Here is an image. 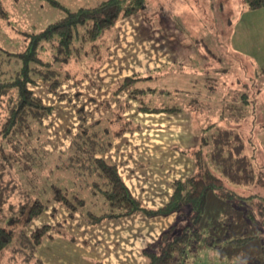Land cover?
Masks as SVG:
<instances>
[{
  "label": "trees",
  "instance_id": "1",
  "mask_svg": "<svg viewBox=\"0 0 264 264\" xmlns=\"http://www.w3.org/2000/svg\"><path fill=\"white\" fill-rule=\"evenodd\" d=\"M47 1L62 12L61 18L38 31H16L17 42L16 37L4 41L6 36L0 33V262L11 248L26 263L42 264L39 259L33 262L37 247L47 236L64 234L62 224L46 223L25 231L45 211L55 217L56 206H60L69 218L78 214L90 225L135 214H175L157 241L142 250L145 264H183L187 249L196 251L202 246L212 247L233 264H264V236L235 204L241 197L225 184L251 185L257 176L236 128L209 126L210 134L201 137L193 152L194 171L184 179L172 180L169 200L158 207H148L135 197L117 164L100 156L123 133L139 129L122 115L88 122L83 107H78L77 127L67 147L53 153L46 149L45 118L52 108L35 94L33 86L42 81L55 92L72 78L60 67L80 61L88 46L94 59L115 22L145 4V0H103L70 9L57 0ZM244 2L251 10L264 6V0ZM0 19L10 25L1 0ZM112 39L118 41V33ZM157 78L152 72L132 73L117 83L114 93L128 92L144 112H181L182 91L145 84ZM147 94L166 98L152 105L151 99H144ZM188 104L193 110L206 107L197 96ZM229 106L233 118L245 115L244 106Z\"/></svg>",
  "mask_w": 264,
  "mask_h": 264
},
{
  "label": "rangeland",
  "instance_id": "2",
  "mask_svg": "<svg viewBox=\"0 0 264 264\" xmlns=\"http://www.w3.org/2000/svg\"><path fill=\"white\" fill-rule=\"evenodd\" d=\"M1 1L6 12L8 9L14 14H18L17 10H21V7L26 13L27 7L36 8L35 13L32 14L33 17L28 12L29 21L24 24L25 26H20L15 22L16 20L13 21L14 19L11 21L8 12L9 26L0 19V33L6 36L4 41L8 38L15 39L16 31H38L48 23L62 17V12L50 5L47 0ZM76 1L70 0L71 4L68 6L76 7ZM81 1L91 5L103 0H80V3ZM187 1L193 3V6L197 3L203 4L201 11L190 12L189 26L181 22L183 16L189 13L181 10L180 4L186 2L185 0H145L143 9L129 17L119 18L115 22L114 27L108 31L105 42L101 45L99 43V53L94 59L91 46H88L80 61L71 60L67 65L60 67L62 71L70 72L72 78L64 81L55 92H50L48 83L42 81H38L33 86L35 94L44 104L52 108L50 115L45 118L49 139L46 149L53 153L67 147L77 127V108L82 106L87 114L88 122L93 120L105 122L111 116L122 115L137 124L139 129L125 133L128 135H125L127 137L123 144L127 149V156L134 160L133 163L145 161L146 174L150 177L163 173L169 178H176L182 177L185 173L190 164L188 159L193 160V152L201 137L210 134L211 124L225 129L236 128L244 140L245 154L253 158L257 176L251 185L234 184L229 181L225 184L241 197L235 201V204L245 211L247 219L257 227L258 234L264 236V91L260 93L254 107H246L245 115L237 114L235 118L230 114L228 101L222 99L209 100L207 103L209 106L202 111L189 109V99L186 97L184 98L186 100H183L181 112L167 114L164 111H141L138 100L130 97L128 92L114 93L117 83L133 72L140 74L152 72L153 75L160 76L170 68H179V64H173L167 51V18L176 24V30L181 34L178 36L180 44L183 45L182 41H185V44L192 42L191 46L195 49L190 55V61L181 69L201 73L208 78L213 74L215 76V70L223 66L237 74H242L244 70L239 64L242 60L233 53L239 50H236L237 44L227 42L232 34L221 25L222 12L219 2L216 0ZM236 3L238 1L234 2ZM61 4L66 6L63 1ZM174 8L177 10H172ZM214 16H217V22L214 21ZM261 21L258 24L259 32L252 37L254 40L251 48L254 56L255 53L260 56L263 53L264 20ZM235 31L238 29L236 28ZM116 33H118V41L112 39ZM238 34L242 35L241 31ZM200 38L204 39L206 45L215 51L219 58L221 57L220 60H215L208 53L204 56L205 49L197 41ZM17 39L19 40L16 37L15 42ZM175 47L177 48L178 45ZM96 49V47L93 48V50ZM256 61L259 62V60ZM258 71H261L259 67ZM261 75L260 72L252 77L237 75L236 77L245 83L239 82V91L245 86L248 94L258 95L259 92L255 87H259L260 83L263 84L264 76ZM234 77L229 76L228 80L238 82ZM161 82L165 85V79H161ZM226 88L225 86L221 92L226 91ZM60 95H64L65 98L60 99ZM231 95L234 96V93L231 92L226 99ZM164 98L166 97L159 94L144 96L146 100L151 99L152 105H157L165 100ZM120 105L123 107L122 110ZM167 149L177 150L178 152L175 153L181 156L170 154L166 151ZM61 209L65 210L62 207ZM47 215H43L42 218H46ZM38 226L37 218H35L25 232L29 233ZM62 231L64 234H55L54 239L48 236L43 238L34 253L33 262L39 259L43 264H98L91 253L86 254L78 249L77 239L82 232L72 233L67 228ZM0 264L28 263L23 261L22 255H15L12 249L8 248ZM183 264H233V261L221 258L212 247L202 246L196 251L187 249Z\"/></svg>",
  "mask_w": 264,
  "mask_h": 264
},
{
  "label": "crops",
  "instance_id": "3",
  "mask_svg": "<svg viewBox=\"0 0 264 264\" xmlns=\"http://www.w3.org/2000/svg\"><path fill=\"white\" fill-rule=\"evenodd\" d=\"M62 1L66 3V7H70L68 6L71 4L70 0H61L60 2L62 3ZM185 1L186 2L180 4L182 6L181 10L189 13L183 16L181 22L189 26L191 17L190 12L193 13L195 10L201 11V6H203V4L197 3L193 6V3H189L187 0ZM217 1L219 2L222 12L221 25L222 27L225 26L228 32L230 31L232 34V38L230 36L227 42H235L237 44L236 50L239 49L238 51H233V53L234 55L237 54L238 58L242 60V63H239L244 70L241 72L242 74H237L230 68H225L223 66L215 70L216 77L213 74L212 77L208 78L204 74L181 69L190 61V55L195 49L191 46L192 42L185 44V41H182L183 45L180 44L178 36L181 34L176 30V24L170 18H167V51L172 58L171 61L173 64H179L180 66L177 65L179 66L177 69L170 68L165 74L158 76L155 81L145 84L167 90L182 91L183 100H186L184 98L187 97L189 99L188 101H191L197 96L200 102L205 103V108L209 106L207 103L211 99H222L226 102L228 101L227 104L229 105L244 106V109L246 107H254L260 93L264 91V82L263 84L260 83L259 87H255L256 91L259 92L258 95L255 96L254 93L252 95L251 93L248 94L245 86L239 91V82L245 83L236 76L243 75L252 77V75L258 74V72L262 73L261 76H264V40L262 44L263 53L261 56L258 53H255L256 55L254 56L251 48V43L254 40L252 37L256 32H259L258 24L262 22L261 20H264V6L256 10H251L247 7L244 0H216V2ZM235 1H238V3L234 4ZM96 4L97 3L91 5L85 4L82 1L80 3V0H77L76 7H70V9L93 6ZM168 5H170V3H168ZM27 9L31 17H33L32 14L35 13L34 10L36 8L31 9L27 7ZM172 10L175 11L177 8ZM17 11L19 13L14 14L7 9L11 21L14 19L13 21L16 20L15 22L22 26L29 21V14L28 12L26 13L22 7L21 10L18 9ZM214 21L217 22V16H214ZM236 28L238 31H235ZM240 31L242 35L238 34ZM197 41H199V44L205 49L204 56H206L207 53L208 55L210 54L207 51L209 50L214 54V56L210 54L212 58L220 60L221 57L219 58V55L206 45L204 39L200 38ZM177 45L178 47L176 48L175 46ZM256 60H259V62ZM244 61L246 62L244 63ZM258 67L261 71L257 72ZM229 76H235L234 78L238 82L229 81ZM161 79H165V85L162 84ZM225 86L227 90L221 92ZM231 92L234 93V96L231 95L230 98L226 99ZM240 100H242V102ZM203 110L204 109H202V111ZM252 112L255 113V111ZM243 113H246V111L243 110ZM125 133L116 141L114 140L109 151L100 156L111 159L117 164L119 174L123 178L125 184L132 194L140 199L146 206L158 207L165 204L172 193L170 182L175 179H184L190 175L195 168L194 158L193 160L188 159L190 164L187 166L182 177L169 178L163 173L150 177L146 174L145 161H136V163H133L132 161L134 160H132L129 155L127 156V149L123 144L127 137L125 135H128ZM166 151H169L170 154L178 155L175 153L178 152L177 150L167 149ZM56 207L57 213L55 217H51L49 211H45L37 218L38 225L40 226L46 223L54 225L59 222L62 224V230L67 228V230H71L72 233L82 232L77 239L79 245L77 247L86 254L91 253L97 259L98 264H145L146 259L142 254V250L148 245L154 244L160 233L171 225L175 219V214L152 217H148L144 214H135L117 219L104 220L98 224L90 225L87 224L80 215L76 214L73 218H69L66 210L62 211L60 206ZM43 215H47V217L45 216L46 218H42ZM61 221H63L64 225ZM55 234L62 235L60 233H54L50 239H54Z\"/></svg>",
  "mask_w": 264,
  "mask_h": 264
}]
</instances>
